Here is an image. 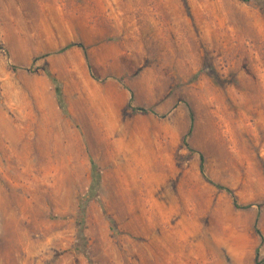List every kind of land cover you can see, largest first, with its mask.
<instances>
[{
	"label": "rangeland",
	"instance_id": "rangeland-1",
	"mask_svg": "<svg viewBox=\"0 0 264 264\" xmlns=\"http://www.w3.org/2000/svg\"><path fill=\"white\" fill-rule=\"evenodd\" d=\"M0 264H264V0H0Z\"/></svg>",
	"mask_w": 264,
	"mask_h": 264
},
{
	"label": "trees",
	"instance_id": "trees-1",
	"mask_svg": "<svg viewBox=\"0 0 264 264\" xmlns=\"http://www.w3.org/2000/svg\"><path fill=\"white\" fill-rule=\"evenodd\" d=\"M54 84H55V88H56V96H57V99H58V103L62 109V111L64 112V114L69 118V113H68V106H67V103H66V99H65V95H64V92H63V89L61 87V84L54 78H52ZM129 109H131L134 113H137V112H141L143 114H147L148 112L144 109H133L132 108V105L129 104L128 106ZM191 122H192V126H191V129H190V132L188 134V136L192 133V128H193V125H194V115L193 113L191 112ZM187 140V137L185 136V138L183 139V143L187 146V148L189 149V151L191 153H194L193 149H191L189 147V145L187 144L186 142ZM92 172H93V182H92V185L90 187V190H89V197L91 198L94 194L97 193L98 190H100V182H101V174H100V171L99 169L97 168L96 164L92 161ZM201 172L204 175V157L201 156ZM207 181L208 179L206 177H204ZM210 182L212 185H214L218 190L220 191H225L227 194H229L233 200H234V206L235 208L237 209H242V210H248L251 208V206H244V207H240L238 205V202H237V199L233 193V191L227 187H224L222 185H218V184H214L212 181H208ZM89 197L88 199H82L80 204H79V208H80V221H79V237H81L80 239H82V237L84 238V235H83V231H84V217H85V213H86V207H87V204H88V200H89ZM260 234V232H259Z\"/></svg>",
	"mask_w": 264,
	"mask_h": 264
}]
</instances>
